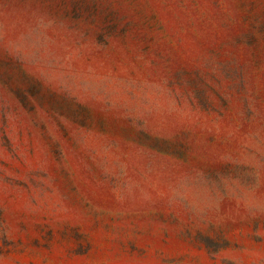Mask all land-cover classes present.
<instances>
[{
  "label": "rangeland",
  "instance_id": "obj_1",
  "mask_svg": "<svg viewBox=\"0 0 264 264\" xmlns=\"http://www.w3.org/2000/svg\"><path fill=\"white\" fill-rule=\"evenodd\" d=\"M0 264H264V0H0Z\"/></svg>",
  "mask_w": 264,
  "mask_h": 264
}]
</instances>
